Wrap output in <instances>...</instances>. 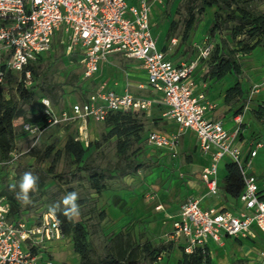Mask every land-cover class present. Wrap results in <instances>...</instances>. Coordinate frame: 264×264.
I'll use <instances>...</instances> for the list:
<instances>
[{
	"label": "built area",
	"instance_id": "1",
	"mask_svg": "<svg viewBox=\"0 0 264 264\" xmlns=\"http://www.w3.org/2000/svg\"><path fill=\"white\" fill-rule=\"evenodd\" d=\"M165 0H0V82L4 73H20L37 58L51 50L55 36L67 54H79L82 77L91 78L108 54L119 52L140 61L145 70L146 85L165 106L163 116L172 119L177 129L171 133L150 130L146 142L175 157L180 135L191 129L198 149L210 155L199 177L206 194L217 195V168L223 159L234 162L243 178V189L234 208L208 205L201 199L187 197L172 220L168 241L184 239L183 251L190 254L212 240L221 244L225 237L253 236L252 227L264 231V169L258 176L250 172L251 160L264 141L256 140L246 157L236 140L243 121V108L233 116L235 126L229 131L223 121L207 114L215 109L204 90L197 91L195 69L201 57H207L211 43H195L197 57L175 62L168 55L171 46L160 48L151 31L152 5ZM170 40V45L175 43ZM30 70L24 71L23 83L32 85ZM264 92V75L253 83L251 93ZM155 97L134 95L126 88L122 93L106 89L103 84L80 102L56 111L47 97L40 103L46 116L44 126L25 121L22 126L35 140L46 128L76 121V138L88 143V120L103 121L110 111L147 112ZM264 105V103H260ZM264 120V114L261 116ZM33 144V143H32ZM19 153L12 151L7 163L13 164ZM151 196V195H150ZM152 197V196H151ZM160 205H157L159 208ZM0 264H54L41 260L43 247L64 235L60 221L51 211L17 220L8 217L9 202L0 196ZM170 243V242H168ZM264 264V250L259 251ZM81 264V263H78Z\"/></svg>",
	"mask_w": 264,
	"mask_h": 264
},
{
	"label": "rangeland",
	"instance_id": "2",
	"mask_svg": "<svg viewBox=\"0 0 264 264\" xmlns=\"http://www.w3.org/2000/svg\"><path fill=\"white\" fill-rule=\"evenodd\" d=\"M238 5L246 7L251 13L258 14L264 12V0H236ZM187 0H165L157 6L154 20L152 22V32L160 40H156L159 47L160 42L165 43L171 37L176 38L177 46L172 54L176 61L188 62L197 57L199 49L195 43L205 41L211 43V49L218 41L219 37H224L228 40L230 45L235 46V41L241 39L243 34L237 35L235 38L230 32V28L234 27L236 22L230 21L222 25L220 33L211 36L208 33V26L214 18L216 7H206L201 14H196V20L192 28L184 35V19L186 17ZM171 25V34L166 35L167 29ZM59 38L55 36L51 50L43 54L38 61L37 70L38 75L34 77L33 83L40 81L43 70L47 68L46 75L49 81L63 83L71 73H77L78 78L73 85L62 84L58 88L60 97L56 103H52L54 109L59 111L63 108H69L72 103L83 101L87 95L95 90L96 84L103 78H113L120 82H141V68L137 63H128L122 58H115L110 60L105 66L104 72L100 73L96 79H85L82 77V65L79 63V54L74 52L72 54L65 53L60 43L56 42ZM212 51V50H210ZM120 53H117L119 55ZM114 55V54H113ZM241 65V73L235 76L232 73L225 74L220 79H213L204 77L207 67L208 59H200L197 62L196 74L198 81L205 82L207 89L215 94L219 101H224L231 109L246 107V110L255 111V106L261 96V91L251 93L253 83L260 81L262 72H264V45H257L247 54L237 55ZM136 61L135 59H132ZM239 81L242 88V94L233 96L229 101L224 100L225 90ZM13 84H8L5 89V96L13 93ZM36 98L29 102H20L19 107L22 115L17 123L18 135L16 136L15 152L19 153L17 159L13 164L5 167L0 161V192L6 186L16 184V192H19V182L26 172H30L36 177L42 169L45 171L49 162H34V157L28 154V149L33 144L48 145L52 144L54 149H62L67 135L71 134L77 136L76 121L70 123H60L52 125L39 135L38 139L34 141L29 133L22 132L21 125L24 119H32L40 114V96L42 93L36 89ZM219 107V106H218ZM221 107V105H220ZM163 105L158 101L154 102L152 108L146 113L135 115L137 121L143 123V128L138 132L139 138L132 145L128 151L127 157L120 159L116 153L115 136L106 137L105 133L108 128L103 121L88 120V140L92 143L87 146L85 158L95 165L101 167H111L115 164H124L127 161L143 162L144 164L134 173L116 174L112 172L105 180L106 188L98 195L91 189L87 174L84 172H75L72 174L74 164H71L70 159L61 154L55 165V174L62 175V177L54 176L45 180V184L39 188L36 185L34 191H30L29 196L31 203L24 204L20 201V207L23 216L32 217L44 211H50L51 206L61 202L63 197L69 192H77V203L80 205L79 216L73 217L74 220H81L85 223L88 229L87 241L88 245L92 247V256H102L105 254L106 248L112 243L113 237L121 232L123 236H128L134 243H143L147 241V234L157 233L156 239H152L151 245L164 247L160 240V232L154 226L152 230L146 225V221L142 218H136L132 214L130 207H123L114 204V200L118 197V193L124 191H135L144 200L150 198L153 193H147L146 180L156 185H160L161 179L168 182L163 188L172 190L178 185L185 183L183 177L189 174L188 165L186 163L187 156L193 158L194 150H190L189 146H185L182 142L180 144L179 158L175 164L167 165L166 162L158 163L151 156L150 150L146 146L145 135L150 129L160 131H167L171 126V121L161 116ZM251 126V125H249ZM33 143V144H32ZM188 147V148H184ZM257 156L254 158V163L258 168H261L264 162V149L258 150ZM33 165V166H30ZM264 169V168H262ZM181 172V173H180ZM262 172V171H261ZM136 189V190H134ZM154 195V194H153ZM154 196H152L153 198ZM123 198H127L124 195ZM155 198V197H154ZM83 200V203H79ZM119 203V199L117 200ZM231 206V204H227ZM63 207V204H60ZM157 208V206H155ZM105 211L104 218H99V212ZM14 214H12L13 216ZM163 220L169 218L165 213L161 216ZM262 240L258 241V245H264V235H261ZM44 257L48 256L54 264H78L80 256L73 249V240L71 235H64L61 239L49 241L45 244L42 251ZM238 262V261H236Z\"/></svg>",
	"mask_w": 264,
	"mask_h": 264
},
{
	"label": "trees",
	"instance_id": "3",
	"mask_svg": "<svg viewBox=\"0 0 264 264\" xmlns=\"http://www.w3.org/2000/svg\"><path fill=\"white\" fill-rule=\"evenodd\" d=\"M206 7H216L214 18L208 26V33L211 36L220 33L222 25L226 22L234 21L236 22L235 26L230 28L232 36L235 38L237 35L243 34V37L237 39L233 47L226 38L219 37L214 47L210 49L212 51L209 52L207 57L199 58V60L208 59L204 77L220 79L227 73L238 76L241 73V65L237 57L238 53L247 54L257 45H264V12L258 14L251 13L246 7L238 5L236 0H187L186 17L184 19V38H186L187 33L193 26L196 14H201ZM169 34H171V25L166 35ZM56 42L60 43L59 40ZM60 45L62 46L61 43ZM42 56L43 54L36 61L29 63L20 73L7 70L4 73L3 80L0 82V161L5 167L8 166L7 161L10 158V153L15 150L16 136L18 135V130L13 123V119L16 116H23L25 118L22 115L19 103L33 101L36 98V89L42 93L40 99L47 97L52 103H56L60 97L58 88L62 84L73 85L74 81L78 78L77 73H71L70 77L63 83L49 81L45 73L47 68H45L40 81L32 82V85L27 88L23 83L24 71L30 70L33 81L34 77L39 73L37 65ZM8 84H13V93L5 96L4 92ZM241 94V84L239 81H235L234 84L225 90L224 99L225 101H229L233 96ZM40 107L41 111L39 115L32 119H24L23 122L30 121L44 126L46 124V116L42 111L41 103ZM240 110L241 107L237 108L235 112ZM256 110L264 112V105L258 104ZM140 113L145 112L110 111L103 120L105 126L108 128L105 136H115L116 153L120 159H126L128 151L139 138L138 132L144 125L136 120L135 115ZM21 129L22 132L28 133L23 129V126H21ZM144 139L146 142V135ZM90 144H92L90 141L84 144L71 134L67 135L62 149H54L52 144H33L27 152L34 157V162H49L45 171L39 169L40 173L36 176L38 178L37 187L41 188L45 184V180L50 176L53 178L54 176L62 177V175L54 173L55 165L61 154L68 157L71 164L75 165L72 174H75L77 171L87 174L91 189L98 195L106 188L105 180L112 172L123 175L134 173L144 164L143 162L135 161H127L124 164H115L111 167H101L92 164L84 157L87 146ZM243 185V178L237 165L227 160L221 189L224 195L233 201L234 205L238 201V196L243 189ZM16 193V189L10 190V186H6L0 192V196H4L9 202L8 217L10 220H17L24 215L21 211L20 201L16 199ZM83 202V200H79V203ZM113 203L118 204L120 207L125 205V201H120L119 197H116ZM63 212L64 206L60 207L55 215L60 221L63 235H71L73 249L79 254V263L81 264H152L160 254V251L164 249V247L154 246L147 242L139 245L138 243H134L128 236H123L119 232L113 237L112 243L106 248L105 254L93 258L91 254L93 253V249L88 245L87 241V226L81 220L69 219ZM12 214L14 215L12 216ZM98 215L99 218H104L105 211L101 210ZM177 264H210L207 246L204 248L196 247L190 254H186L182 247V258Z\"/></svg>",
	"mask_w": 264,
	"mask_h": 264
},
{
	"label": "crops",
	"instance_id": "4",
	"mask_svg": "<svg viewBox=\"0 0 264 264\" xmlns=\"http://www.w3.org/2000/svg\"><path fill=\"white\" fill-rule=\"evenodd\" d=\"M160 4L161 3H154L152 5V12L150 17L151 25L154 20V15L157 6H159ZM151 31H152V27H151ZM154 37L157 41L160 40L158 37L156 38L155 35ZM172 38L175 37H171L165 43L160 42L159 47L167 48L171 46L172 53H170L168 56L172 58L173 61L179 62L172 57V54L177 46L176 40L173 45H170V40ZM117 53L119 52H112L108 54L107 58L100 62L97 71L93 74V76L90 79L94 80L98 77V75H101L100 73H102V71L104 72L105 66L108 63H110V60H113L115 58H122L128 63H137L140 66L141 68L140 75L142 81L137 83L126 82V81L120 82L113 78L105 77L96 84L95 89H97L99 85L103 84L106 89L113 90L117 93H122L127 88L128 91L134 95L144 96V97H155L156 99L154 102L158 101L159 103H161L159 98L154 94V92L150 89V87L146 85L145 70L141 66L140 61L135 58L126 57L122 53L117 55ZM132 59H135L136 61ZM194 73H195L197 91L204 90L207 97L210 100L215 101L217 104L215 109L211 110L207 115L213 118L221 119L223 121V126L227 130L231 131L235 126L233 116L236 113L241 112L242 109L238 112H235L237 107L235 109H231L228 105H225L224 101L222 102L219 101L215 97V94L211 92V89H207L208 87L205 82L198 81L196 69ZM262 75H264V72H262ZM260 103H264V92L261 93L257 105ZM161 104L163 105V103ZM256 106H255V111L253 112L246 109L244 110L243 121L240 125V130L236 134V140L238 141L242 149V153L244 157L247 156L249 150L253 147V142H255L258 139L264 141V120H262L261 118L264 112L257 111ZM164 110H165V106L163 105V111ZM163 111L161 112V116H163L162 114ZM22 117L23 116L14 117L13 123L16 127H17V123L20 122V119ZM163 117L171 121L170 123L171 126L167 128V131L159 130V132L171 133L175 131L177 129V124L172 119L166 116ZM150 130H156V129H150ZM181 142L185 146H189L190 150H194L196 154L193 156V158L191 156H187L186 163L189 166L188 167L189 174L188 175L185 174V176L183 177L185 183L176 186L174 189L170 191V190H166V188H163V186L168 184L166 178L161 179L162 181L160 185L153 184L152 182H150V179L146 180L145 188L148 190L147 193L151 192L154 194V195L152 194V196L155 197L152 198L150 196V198H148L147 200H144L135 191H129L126 189L124 191L122 190L121 193L117 194L118 197L120 198V201L124 200L126 206L130 207L131 213L135 214L136 218H142L144 221H146V225L148 226V228L152 230V226H154V228L158 232H160V240L164 245V249L160 251V254L157 256L156 260L152 262V264H177L178 261L182 258V245L184 244V239L179 238V239H172V241L171 240L168 241L167 233H169L170 230L172 229V220L175 217L180 204L187 197L193 196L200 198L203 206L215 205L217 207L224 206V207L234 208L235 206H237V204H239V202L237 201L236 205H234L233 201L230 198L226 197L221 189L222 178L225 174V163L227 161L226 159H223V161L219 163L217 168V181L219 186L218 194L214 196L206 194V188L199 177V173L202 167H204L210 162V155L208 153H202L198 149L195 133L191 129H184L182 134L180 135L179 144L177 147V154L175 157H170L168 153H166L164 150L148 145L147 142H146V146L150 150H153V152L150 153V156L155 161H157L158 163H162L165 161L166 164L169 166L171 164H175L176 161L178 160ZM184 148L186 149L188 147H184ZM259 149H264V145H262ZM259 149H257V154L259 152L258 151ZM257 154L251 160L250 172L259 176L261 174L262 168H264V162H262L261 168H258L256 166V164L254 163V158L257 156ZM260 185L262 186V188H264V183L260 182ZM124 195H127L126 199L123 198ZM228 203L231 204V206H228L227 205ZM157 205H160V207L155 208V206ZM165 213L169 215V218L167 219L165 218L163 220V218L161 219V216H163ZM252 231H253V236H248L245 238L225 237L221 244L209 240L207 242V248L209 251L210 264H262L259 259V251L264 250V245L262 246L258 245L257 242L262 240L261 235H264V231L259 230L255 226L252 227ZM156 236L157 233L155 236L153 234L148 233L146 242L151 244L152 243L151 240L152 239L155 240ZM138 244L140 245L142 243H138ZM43 255L45 254L43 253L41 254V260L48 258V256L44 257Z\"/></svg>",
	"mask_w": 264,
	"mask_h": 264
},
{
	"label": "clouds",
	"instance_id": "5",
	"mask_svg": "<svg viewBox=\"0 0 264 264\" xmlns=\"http://www.w3.org/2000/svg\"><path fill=\"white\" fill-rule=\"evenodd\" d=\"M37 177H34L30 172L23 174L22 179L19 182V192L16 193V199L23 202L24 204L31 203L29 193L34 191L37 184ZM17 187L16 184L10 185V190H15ZM78 193L73 191L67 193L61 202L51 206L50 211L52 214H55L60 209V204L64 206L63 214L72 219L75 216L80 214V205L77 203ZM2 211V209H0Z\"/></svg>",
	"mask_w": 264,
	"mask_h": 264
}]
</instances>
